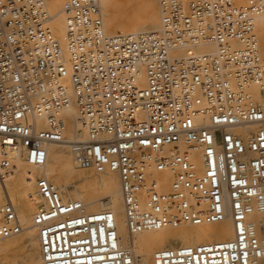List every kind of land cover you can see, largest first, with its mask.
Instances as JSON below:
<instances>
[{"label":"built area","instance_id":"built-area-1","mask_svg":"<svg viewBox=\"0 0 264 264\" xmlns=\"http://www.w3.org/2000/svg\"><path fill=\"white\" fill-rule=\"evenodd\" d=\"M158 6L156 31L110 34L100 0H63V45L45 0H0V239L23 230L6 192L16 159L45 165L74 104L84 130L70 141L75 159L118 173L131 234L232 219L234 237L159 249L155 264L264 263L250 221L258 209L264 232V61L254 33L264 0ZM248 124L257 129L247 138L233 131ZM184 145L202 151L203 172ZM150 168L170 177L168 190ZM35 184L43 264H136L113 212L64 201L45 176Z\"/></svg>","mask_w":264,"mask_h":264},{"label":"bare ground","instance_id":"bare-ground-1","mask_svg":"<svg viewBox=\"0 0 264 264\" xmlns=\"http://www.w3.org/2000/svg\"><path fill=\"white\" fill-rule=\"evenodd\" d=\"M45 1L51 15L49 26L65 45L66 25L62 14L63 0ZM100 1L107 33L156 31L160 26L158 0H144L146 5L138 11L133 8L135 0ZM234 1L239 5L246 3V0ZM254 33L257 37L258 53L264 61V16L256 17ZM200 49L211 50L212 46ZM252 93L256 100H260L257 88L253 87ZM77 113L74 104L63 112L66 123L65 140L48 145L49 157L45 165L35 166L23 159H16L17 170L8 177L6 192L15 206L23 230L14 236L0 239V264H43L39 228L34 224L35 214L42 202L37 194L35 182L41 176L48 178L58 188L64 201H82L85 211L90 213L113 212L118 231V243L121 247L132 251L136 264H155L154 253L162 248L197 245L234 237V224L230 217L219 222L185 224L131 234L127 226L118 173L112 170L98 173L92 168L81 167L75 159L70 141L79 133H84L77 120ZM203 122H208V118L197 119V123ZM256 129V125L248 124L235 128L233 131L247 138ZM182 148L189 151L192 162L199 172H203L202 151L186 145ZM166 150L170 152V147ZM148 173L158 179L162 189H169L170 177L167 174L155 171L153 168H150ZM2 202L3 198L0 197V204ZM261 220L260 212L255 209L250 215V221L263 238ZM31 254L36 256L33 261H31ZM257 264L264 263L259 261Z\"/></svg>","mask_w":264,"mask_h":264},{"label":"rangeland","instance_id":"rangeland-1","mask_svg":"<svg viewBox=\"0 0 264 264\" xmlns=\"http://www.w3.org/2000/svg\"><path fill=\"white\" fill-rule=\"evenodd\" d=\"M146 1V0H145ZM144 0H135L134 2V10L135 11H138V10H141L142 8H144V6L146 5V2H145ZM68 150V149H67ZM69 151V150H68ZM131 237H132V235H131ZM31 261H33L34 260V258H36V256H33V254H31Z\"/></svg>","mask_w":264,"mask_h":264}]
</instances>
